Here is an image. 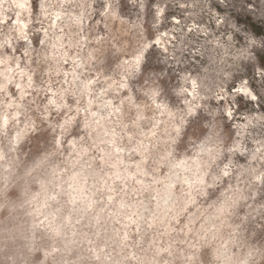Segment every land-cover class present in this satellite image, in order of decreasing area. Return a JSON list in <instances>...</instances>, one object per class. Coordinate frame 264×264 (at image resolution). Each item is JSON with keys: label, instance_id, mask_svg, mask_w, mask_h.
Wrapping results in <instances>:
<instances>
[{"label": "clouds", "instance_id": "obj_1", "mask_svg": "<svg viewBox=\"0 0 264 264\" xmlns=\"http://www.w3.org/2000/svg\"><path fill=\"white\" fill-rule=\"evenodd\" d=\"M170 100L174 115L149 105L142 121L126 123L120 113L103 131L80 122L63 133L57 122L68 113L53 115L33 100L35 115L24 113L21 122L0 102V119L9 121L0 124L9 146L0 150V213L15 191L41 232L56 226L61 209L73 236L77 225L87 229L74 245L30 249L39 252L31 264H264V253L243 258L235 239L246 202L239 185L247 183L237 159L247 155L236 147L239 128L211 103L189 112ZM112 129L114 137L105 135ZM246 141L264 146V119L248 124ZM49 149L63 157L51 172L49 156L38 159ZM6 243L0 233V252ZM73 250L78 255L69 259Z\"/></svg>", "mask_w": 264, "mask_h": 264}, {"label": "rangeland", "instance_id": "obj_2", "mask_svg": "<svg viewBox=\"0 0 264 264\" xmlns=\"http://www.w3.org/2000/svg\"><path fill=\"white\" fill-rule=\"evenodd\" d=\"M6 1L2 4H11V0ZM80 1L84 6L87 4V0L63 3L59 0H27L28 12L19 17L28 20V28L20 36L14 29L17 9L12 4L11 8L4 9L7 17L4 22L0 21V54H3L0 59L6 58L4 64H13L14 82L7 86L8 94L0 92V102H13L7 112L3 109L9 116L15 110L20 112L17 116L21 122L25 120L24 113L34 116L36 104L29 105V102L35 100L44 104L47 102L45 89L58 90L61 87L66 90L64 102L71 104V111L63 108L59 111L60 115H76L77 96L72 94L70 78L73 62L67 58L62 63V71L55 74L53 61L45 59L43 54L48 51L53 32L66 40L70 29L74 28L67 23L62 28L48 31L52 13L57 9L65 18L70 11H77ZM42 2L49 4L45 9L48 11L46 17L42 16ZM105 2L111 3L112 8H102ZM89 8L91 10L87 11ZM85 12L88 20H84L80 24L81 30L72 35L82 36L83 45L70 48L65 44L63 49L70 55L89 57V62L83 65L81 79H95L98 68L106 69L100 77L101 83L94 84V89H100L106 78L115 84L123 81L126 85L118 91L108 90L102 96H96L99 91H95L92 101L103 97L110 99L113 105L119 104L126 123L136 119L137 112L142 114L139 119L142 121L145 115L150 114L149 105L152 109L176 114L179 109L173 107L170 97L179 100L186 110L187 106H191L192 112L198 106L211 103L214 111L222 109L224 118L233 121L234 128H239L241 142L236 147L247 155L237 159L247 166V169H241V179L247 183L239 185L246 202L240 210L235 239L242 257L249 252L245 259L250 254L259 258L264 253V185L254 181L251 169L256 174L264 170V158L257 151L260 145L246 141V129L250 122L264 119V113H261L264 112V81L259 76L260 67L264 64V0H91ZM57 21L63 23V19ZM160 37L164 39L165 49L158 41ZM40 39L44 40V44L39 43ZM139 52L141 57L137 66L128 71L122 68ZM38 60L41 61L39 65L36 63ZM4 64H0V69ZM20 71H24L23 75ZM26 74L32 75L33 87H27L21 99L16 82L26 81ZM193 80L197 83L195 95H189L193 92ZM244 82H247L246 85ZM241 86H246L256 99L241 92ZM154 90L158 92L155 99L151 95ZM127 97H132L130 104H127ZM79 101L85 107L82 99L79 98ZM95 108L93 103L91 109ZM258 108L261 112L257 111ZM56 113L52 112L53 115ZM85 115L81 107L78 117L81 124ZM8 147L7 140L0 138V150L7 153ZM51 151H44L38 157L49 156L50 172L57 165L63 167V157L50 155ZM35 162L33 159L28 163ZM15 196V191L7 194L3 200L5 211L0 213V233H4L7 239L4 251L0 252V261L4 264H31L39 258V252L33 256L30 249L74 245L87 231L77 225V235L73 236L66 226L68 210L61 209L62 219L56 226L48 232H41L22 210ZM71 219L74 222V214ZM77 255L78 252L73 250L69 259H75Z\"/></svg>", "mask_w": 264, "mask_h": 264}, {"label": "bare ground", "instance_id": "obj_3", "mask_svg": "<svg viewBox=\"0 0 264 264\" xmlns=\"http://www.w3.org/2000/svg\"><path fill=\"white\" fill-rule=\"evenodd\" d=\"M68 1H71V0H59L60 3L68 2ZM2 2H7V1L6 0H2L0 2V21L4 22L6 20L7 15L4 12V9L5 8H7V9L11 8V4H12L17 9L16 12H15V13H17V17L15 19L14 29L19 34V36L23 35V33L26 31V28H28L27 27L28 20H24V19H22L19 16L23 12H28L27 0H11V4H9V3L8 4L7 3H3L2 4ZM42 3L45 5L44 9L42 10V16L46 17L48 11L46 12L45 9L49 6V4L47 2H42ZM90 3H91V0H87V4L84 6L83 2L80 1V4L78 5L77 11H75V12L70 11L69 14L66 15L65 18L63 17L62 13L59 10L55 9V11L52 13V18H51L50 22L48 21L49 22L48 23V31H51V30H53L55 28H62L63 24H67V23L70 26H74V28L70 29V34L67 35V38H65L66 40H63L61 36H59V35H57L56 33L53 32V34L51 36V40L48 43L49 44L48 45V51L45 52L43 55L46 58H50L53 61V63H54L53 64V73H55V74H59L62 71V63L65 62L67 58L70 59L73 62V69H72L71 76H70V78H71V86L73 87L72 94L77 96V100H79V98H80V100L82 99V101L85 104V107H89L90 113L91 112L97 113V115H95V116L91 115V114H88V121L90 122V126L97 127L98 124L94 123V121L97 120L100 115H107L106 119H108V118L111 119L113 116H116V114L114 112H112V108L111 107L108 108L107 110L104 109L103 105H104L105 99H103V97H99L100 99H97V100L95 99V101L92 102V104L93 103L96 104V108L95 109H91V105L92 104L88 105V100L92 99V96L90 97L88 95H85V96H83V98H81L80 90H79V81L83 80V79L80 78V74L82 73V70L84 69L83 68L84 63L85 62H87V63L89 62V57H81L80 55H77V54L70 55V54L66 53L65 49H63V46L65 44L68 47H70V48L71 47H76L78 45H81V46L83 45V42H82L83 37L82 36L72 37V35L76 34L78 31L81 30L80 24L83 23L84 20L85 21L88 20L89 17L86 16V12L85 11H86L87 6H90ZM4 4H6V5H4ZM20 5H23V7H21ZM91 8H89L87 11H90ZM12 10H13V8H12ZM84 12H85V14H84ZM110 13L113 15V12L111 10H110ZM50 15H51V13H50ZM48 17H49V15H48ZM59 18H60V20L63 19V23L62 24H60L57 21V19H59ZM45 35H47V33ZM7 38L9 39L10 37H7ZM158 41L160 42V44L165 49V47H164V39L160 37V38H158ZM137 56H139V58H140L141 57V53L139 52L133 58V60L131 62H129V63L125 64V65H122V68H124V69H126V71H128L129 69L137 66L138 65V63L136 62ZM5 60H6V58H5ZM5 60L4 59H0V64H4ZM15 65H18L17 62H15ZM21 73H24V71H20V75H21ZM13 74H14L13 64H10V63L9 64H4L3 67L0 69V78H1L0 82L4 83L6 85V89L4 91L5 95L8 94L7 86L14 82L13 81V79H14L13 78L14 77ZM74 74L76 76H78L79 79L74 80ZM29 75L30 74H26V77H25L26 81L25 80L24 81L20 80V81H22V82H20V81L17 80V82H16V86L20 85V87L18 88L19 89L18 90L19 91L18 92L19 96H20L22 91L24 92V95L26 93L25 89L28 87L27 85H28V76ZM9 78H11V80H12L11 83H8V79ZM110 83L113 85V87L110 88L109 90H112V91H118L119 90V88L116 87V84L112 80L110 81ZM103 86L107 87V85L105 83L103 84ZM245 87L246 86H241L239 88V90L244 93V91L242 89L245 88ZM62 89L64 90V88L61 87L58 90H54V91L60 93ZM246 89L251 95H253L247 87H246ZM64 94H65V91L63 92V95ZM104 94H105V92L103 91V87L101 86L100 89H99V93H97L96 96H102ZM108 100H110V99H108ZM8 103H13V102H6L5 105H8ZM127 104H130V101H128ZM12 106H13V104H12ZM17 107H18V105H17ZM76 107L77 106H75V109H76ZM8 109H10V108L9 107L5 108L6 112H7ZM187 109H189V106H187ZM159 112L160 113H167L168 115H174L172 111H166V110H162L161 111V110H159ZM19 113L20 112L18 110H15L11 114H12V116L18 117L17 115H19ZM108 113H111L112 117H110L111 115H108ZM11 114H10V116H11ZM106 119H100L99 127H100L101 131H103V125H104V122H105ZM0 124H3V120L2 119L0 121ZM178 165H179V162H178ZM183 167H184V165L179 166L180 169H182ZM248 254H249V252H247L246 255L243 256V258H246V256Z\"/></svg>", "mask_w": 264, "mask_h": 264}, {"label": "snow or ice", "instance_id": "obj_4", "mask_svg": "<svg viewBox=\"0 0 264 264\" xmlns=\"http://www.w3.org/2000/svg\"><path fill=\"white\" fill-rule=\"evenodd\" d=\"M21 7H23V5H20ZM45 7V5L43 3L40 4V8L43 10ZM102 8H112V4L111 3H108V2H105L102 6ZM28 41H26L27 43ZM39 43L40 44H44V40L43 39H40L39 40ZM252 43H255V41H252ZM262 47H264V45H262ZM245 51H247V47H245L244 49ZM27 54V53H25ZM3 54H0V57H2ZM46 59V57H45ZM139 56H137L136 58V62L139 63ZM36 63L39 65L41 63V61H36ZM17 67H19V65H17ZM261 71H259V76L261 78L262 81H264V64L261 65ZM106 72V69H100L98 68L97 69V75L95 77V79L89 77V78H85L83 80H80L79 81V90H80V96L81 98H83V96L85 95H88V96H92L93 93L95 91H99V89H94L93 88V85L94 84H98V83H101L100 81V77L101 75L105 74ZM21 75H23V73H21ZM76 79H79L78 76H76L74 74V80ZM12 80L11 78L8 79V83H11ZM245 85L247 82H244ZM105 84L107 85V87H103V91L104 92H107L110 88L113 87V85L110 83V78H106L105 80ZM29 88L33 87V80H32V75H29L28 76V85H27ZM17 87L19 88L20 85H17ZM116 87L117 88H122V87H126V85L123 83V81L119 82L118 84H116ZM197 87V83L195 80L192 81V88H193V92L189 93V95H195V89ZM6 89V85L2 82H0V92H4ZM244 91V94L245 95H251L246 87L242 89ZM66 91V90H61L60 93L54 91V90H51V89H47L45 90L46 92V104L44 105L45 107V111L46 112H53V111H56V112H59L61 109L63 108H67V109H71V104H65V96L63 95V92ZM182 91H187V89H183ZM158 94V92L156 90H154L151 95L153 97V99H155L156 95ZM24 96V92L22 91L21 94H20V98L22 99ZM127 99L129 101L132 100V97H127ZM251 99L255 100L256 97L254 95H251ZM92 99H89L88 100V105H91L92 104ZM121 103H123V98H121ZM76 104H77V107H76V115H67V117L63 120V123H58L59 125V128L61 129V132L63 133L65 130L71 128V126L76 123L77 125L80 124V120L78 119L79 117V113L81 111V107H83V111L86 113L85 115V119L83 120V124H84V127L87 128L89 127L90 125V122L88 121V119H86L87 115L88 114H91V115H97V113L95 112H91L90 113V110H89V107H84L82 105H80V101L77 100L76 101ZM8 107L11 108L12 107V103H8ZM104 109L107 110L108 108H112V112L114 113H120L121 109H120V105L119 104H116V105H113V102L111 100H105L104 102V105H103ZM157 107H160V105H157ZM189 112H192V107L190 106L189 109H188ZM229 115H231V113L229 112L228 113ZM108 115H111V113H108ZM107 118V115H100L99 118L97 120L94 121V123L96 124H99L100 122V119H106ZM142 118V114L137 112V117H136V120H139ZM3 120V125L4 126H7L8 124V117L5 116L2 118ZM111 134L113 137L115 136V129H112V130H106L105 131V135H109ZM211 135L209 136V138L211 139ZM114 142V141H113ZM203 147V146H202ZM117 151H119V149L117 148ZM257 151H259L261 153V157L264 158V146H262L261 148L257 149ZM253 158H255V152L253 153ZM184 164V161H180L179 162V165L178 166H181ZM243 168L247 169V166H243ZM262 168H264V165H262ZM251 171H253L254 173V176H253V179L254 181L255 180H258L259 183L261 185H264V170H262L260 173L256 174L255 173V170L254 169H251ZM225 175H227V172H225ZM262 196H264V191H262Z\"/></svg>", "mask_w": 264, "mask_h": 264}]
</instances>
